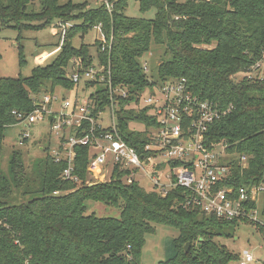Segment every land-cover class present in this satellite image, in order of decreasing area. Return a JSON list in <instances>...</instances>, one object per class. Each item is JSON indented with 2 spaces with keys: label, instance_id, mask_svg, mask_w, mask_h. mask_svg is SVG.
Masks as SVG:
<instances>
[{
  "label": "trees",
  "instance_id": "1",
  "mask_svg": "<svg viewBox=\"0 0 264 264\" xmlns=\"http://www.w3.org/2000/svg\"><path fill=\"white\" fill-rule=\"evenodd\" d=\"M31 1L0 0V19L20 32L40 28L30 22L34 15L45 24L54 19H82L83 23L71 28L53 61L36 65L26 77L0 76V264H143L146 235L156 230L155 224L179 231L174 256L158 264H229L239 259L216 238L232 236L231 228L239 222L256 224L263 233L264 225L207 213L193 200L192 192L181 186L163 194L136 182L124 183L125 173L118 167L110 181L91 180L88 146L76 147L79 181L63 179L67 163L56 161L50 148L31 166L20 151H13L5 173L2 141L5 130L21 122L14 111L29 114L43 93L52 94L58 86L76 87L67 73L72 59L80 57L84 68L94 67L91 45L76 46L72 38L78 31L84 38L94 25L101 24L109 41L104 50L99 38L96 43L105 78L88 81L83 87H92L89 98L95 102V111L110 105L109 84L126 88L128 96L118 97L119 126L122 136L142 154L147 133L131 129V121L154 122L145 110L124 106L139 101L148 87L185 78L194 94L220 110L205 134V143L210 148H225L220 162L230 167L231 176L221 186L264 185V74L235 77L264 60V0H138L141 12L156 9L153 18L129 16L128 0H117L112 13L103 4L85 9L84 3L74 0H38L41 8L34 12L27 10ZM154 47L163 52L157 78L151 79L142 59ZM19 57L23 66L21 43ZM89 125L85 123L87 129ZM14 196L28 199L16 203ZM87 201L119 208L120 217L88 214Z\"/></svg>",
  "mask_w": 264,
  "mask_h": 264
},
{
  "label": "built area",
  "instance_id": "2",
  "mask_svg": "<svg viewBox=\"0 0 264 264\" xmlns=\"http://www.w3.org/2000/svg\"><path fill=\"white\" fill-rule=\"evenodd\" d=\"M116 1L101 0V3L112 13ZM95 27L104 50L109 42L105 38L102 25ZM61 48L62 44H59L52 52L40 55L39 59L44 61L58 53ZM143 67L148 72L147 64H143ZM97 73L100 74L91 67L68 74V77L76 84L82 80L103 81L105 75L101 74L98 79ZM109 87L112 95L108 125L103 123L106 109L95 111V102L90 98H82L77 102L67 99L63 103V108L67 111L59 112L47 108L51 99L53 100V96L47 94L40 99V104L31 113L14 111L18 120L27 124L35 123L39 119L49 121L52 130L60 138L58 148L52 155L56 161L64 160L67 163L62 172L63 179L79 181L75 174L76 147L88 146L90 155L87 169L91 180L110 181L114 169L118 167L125 173L121 177L124 183L139 184L135 175L142 171L154 183L156 191L165 194L173 187L181 186L192 192L193 200L207 213L227 220L247 219L260 223V212L253 204L259 202L264 185H241L238 188L221 186L231 176L230 167L220 162L225 156V148L221 153L218 145L210 148L205 143L208 128L219 118L220 110L217 105L194 94L185 78L170 80L163 85H154L153 88L148 87L140 94L139 101H131L126 105L128 109L137 112L145 110V115L154 122L153 125L140 122L143 124L141 129L131 126L133 130L147 133V142L141 154L122 136L119 126L117 111L121 105L118 97H127L128 91L119 93L117 91L121 87L114 88L110 84ZM146 92L149 93L147 96ZM141 101L143 106H140ZM135 122L131 121V124ZM85 123L90 124L89 129L85 127ZM72 130L75 132L72 133ZM29 136L24 132V138ZM242 161L247 166L246 156L242 157ZM159 173L161 175L157 176ZM255 261L253 254L245 251L240 264H257Z\"/></svg>",
  "mask_w": 264,
  "mask_h": 264
},
{
  "label": "rangeland",
  "instance_id": "3",
  "mask_svg": "<svg viewBox=\"0 0 264 264\" xmlns=\"http://www.w3.org/2000/svg\"><path fill=\"white\" fill-rule=\"evenodd\" d=\"M79 3H84L85 9H90L93 7L100 6L101 0H74ZM40 5L38 0H32L31 5L27 8L28 11L38 12L40 10ZM126 13L129 16L134 17H146L153 18L156 13V9L152 8L146 12L140 11V5L138 0H128ZM30 21L33 25L40 24V28L35 27L25 28L20 32L18 29L12 27L9 22L3 23L0 19V76L2 77H17L19 75L29 76L32 69L38 64L49 63L53 61L57 53L52 54L46 60H40L39 56L41 53L52 52L58 44L64 45L65 41L68 39L69 31L71 28L78 25L77 23H83L82 19L77 20H64V19H54L51 23L45 24L43 20L38 19L36 15L30 17ZM94 25L84 38L80 37L81 31L75 33L72 38V42L76 46H80L81 42L90 44V52L95 58L94 68L100 74H102L103 66L99 65L97 60V28ZM102 28V27H101ZM21 33L22 38L19 40L18 35ZM106 35V34H105ZM106 38V36H105ZM108 41V39H107ZM109 42V41H108ZM19 43L23 45V53L26 62L23 66L20 65L19 57ZM94 43V44H93ZM97 43V44H96ZM61 50V49H60ZM163 50L160 47H154V49L145 54L142 59L143 64H147L148 72L147 75L151 79L157 78V66L160 63V55ZM40 60V61H39ZM80 57H75L70 62L67 73L73 74L79 72L80 70H88L89 68H84V62H81ZM43 62V63H41ZM259 66V67H258ZM91 68V67H90ZM80 69V70H79ZM98 74V73H97ZM264 74V60L257 64L248 73H238L235 77L237 79L241 78H256L262 77ZM83 76V74L81 75ZM102 76V75H100ZM99 76V77H100ZM153 76V77H151ZM88 81H80L76 84L74 89H66L65 87L58 86L55 92L51 95L49 106L47 108L50 110L53 108L60 111H67L62 105L64 101L68 98L70 100L78 99L79 101L85 98H89L92 87L85 90L83 88ZM91 82V81H89ZM166 83V82H165ZM163 83V84H165ZM161 84V85H163ZM101 87V86H100ZM154 86H152L153 88ZM82 88L84 90H82ZM126 88H118L119 93H122ZM83 91V92H82ZM127 91V90H126ZM77 93V95H76ZM149 93L146 92L145 96ZM46 94L41 95V99ZM125 97V96H124ZM52 104V107H51ZM144 103L141 101L140 106ZM105 115L103 116L104 125L109 124V111L111 107L108 105L105 107ZM124 109H128V106H124ZM118 112V111H117ZM132 127L136 129L143 128V124L136 121L131 124ZM24 132L28 133V141L24 142ZM59 136L55 131L52 130L49 121L46 119H39L37 122L32 124H27L25 122H20L18 124L12 125L5 130L3 144V159H2V170L5 173L9 172V160L13 151H20L25 159L28 166H31L39 159H42L46 154V148H50L52 153L57 150ZM217 148L223 152L224 146L218 145ZM161 173L157 174L160 176ZM136 180L139 184L146 190L150 191L154 189V183L144 175L142 171H139L135 175ZM161 181H164L162 177H159ZM259 202H257L260 212V223L264 225V216L262 211L264 209V195L262 193L259 195ZM28 198L16 197L14 196L13 202L20 203L26 201ZM87 213H96L101 217H120L121 210L119 208L107 205L103 202L97 201H87ZM251 222V221H250ZM156 230L153 233L146 235L145 245L142 249V263L143 264H158L160 261L171 258L175 254L174 240L179 236V231L171 226L155 224ZM232 236H220L216 238V241L226 245L227 248L238 254L239 259L231 261L229 264H240L242 254L245 251H249L253 254L255 262L257 264L264 263V233L260 231L256 224L239 222L234 227L231 228Z\"/></svg>",
  "mask_w": 264,
  "mask_h": 264
},
{
  "label": "crops",
  "instance_id": "4",
  "mask_svg": "<svg viewBox=\"0 0 264 264\" xmlns=\"http://www.w3.org/2000/svg\"><path fill=\"white\" fill-rule=\"evenodd\" d=\"M97 33H98V34H97V38H99V32L97 31ZM80 37H81V35H80ZM81 38H82V37H81ZM81 43H82V42H81ZM93 44H94V43H93ZM50 52H51V51H50ZM48 53H49V52H48ZM42 54H47V53H41V55H42ZM82 90H84V89H82ZM82 92H83V91H82ZM76 95H77V93H76ZM67 99H68V98H67ZM67 99H66V100H67ZM69 100H70V99H69ZM77 100H78V99L71 100V101L77 102ZM51 107H52V104H51ZM62 107H63V105H62ZM53 110H54V111H59V110H56V109H54V108H53ZM58 143H59V142H58Z\"/></svg>",
  "mask_w": 264,
  "mask_h": 264
},
{
  "label": "water",
  "instance_id": "5",
  "mask_svg": "<svg viewBox=\"0 0 264 264\" xmlns=\"http://www.w3.org/2000/svg\"><path fill=\"white\" fill-rule=\"evenodd\" d=\"M50 119H51V117H50ZM92 184H93V183H92ZM189 247H190V243L188 242V243H186V245H185V251H188Z\"/></svg>",
  "mask_w": 264,
  "mask_h": 264
}]
</instances>
